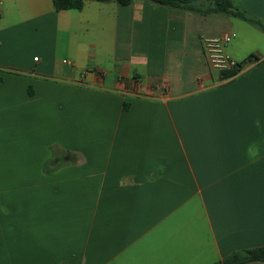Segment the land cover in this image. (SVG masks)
I'll return each mask as SVG.
<instances>
[{
  "label": "crops",
  "instance_id": "1",
  "mask_svg": "<svg viewBox=\"0 0 264 264\" xmlns=\"http://www.w3.org/2000/svg\"><path fill=\"white\" fill-rule=\"evenodd\" d=\"M231 1L264 20V0ZM224 33L244 62L229 77L201 48ZM263 245V31L147 0H0V264H215Z\"/></svg>",
  "mask_w": 264,
  "mask_h": 264
},
{
  "label": "trees",
  "instance_id": "2",
  "mask_svg": "<svg viewBox=\"0 0 264 264\" xmlns=\"http://www.w3.org/2000/svg\"><path fill=\"white\" fill-rule=\"evenodd\" d=\"M86 0H52L54 10L76 9L82 8ZM98 2L115 1L121 5H127L132 0H93ZM149 2L166 6L178 8L191 13L201 15H226L241 19L259 30L264 32V20L252 15L251 13L235 6L231 0H147ZM255 55L251 54L247 60L252 61ZM256 58V57H255ZM240 61L239 67L243 65ZM235 74V70L223 72L224 77H229ZM125 106V104H124ZM250 263H264V245L246 249H239L227 254L222 260L215 264H250Z\"/></svg>",
  "mask_w": 264,
  "mask_h": 264
},
{
  "label": "built area",
  "instance_id": "3",
  "mask_svg": "<svg viewBox=\"0 0 264 264\" xmlns=\"http://www.w3.org/2000/svg\"><path fill=\"white\" fill-rule=\"evenodd\" d=\"M233 36L234 33H224L219 37L204 36L201 39L203 56L209 69L220 73L235 70V74L241 70L240 61L234 59L225 49L226 44L230 42ZM255 60V57L252 58V61Z\"/></svg>",
  "mask_w": 264,
  "mask_h": 264
},
{
  "label": "rangeland",
  "instance_id": "4",
  "mask_svg": "<svg viewBox=\"0 0 264 264\" xmlns=\"http://www.w3.org/2000/svg\"><path fill=\"white\" fill-rule=\"evenodd\" d=\"M225 49H226V47H225ZM228 53V52H227ZM204 61H205V58H204ZM206 63V62H205Z\"/></svg>",
  "mask_w": 264,
  "mask_h": 264
}]
</instances>
